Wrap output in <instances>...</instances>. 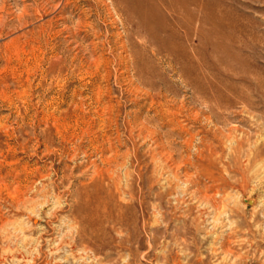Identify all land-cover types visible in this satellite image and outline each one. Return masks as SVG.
Segmentation results:
<instances>
[{"label":"rangeland","instance_id":"rangeland-1","mask_svg":"<svg viewBox=\"0 0 264 264\" xmlns=\"http://www.w3.org/2000/svg\"><path fill=\"white\" fill-rule=\"evenodd\" d=\"M138 4L0 0V264H264V0Z\"/></svg>","mask_w":264,"mask_h":264},{"label":"bare ground","instance_id":"bare-ground-1","mask_svg":"<svg viewBox=\"0 0 264 264\" xmlns=\"http://www.w3.org/2000/svg\"><path fill=\"white\" fill-rule=\"evenodd\" d=\"M127 1V3L128 4H138V3H141L142 5H143V3L144 4H146L148 1H150V0H126ZM139 5V4H138ZM136 8V7H135ZM149 8V7H148ZM147 9V8H146ZM152 9H155V8H153L152 6H151V10ZM150 13L149 12H147V15H149Z\"/></svg>","mask_w":264,"mask_h":264}]
</instances>
